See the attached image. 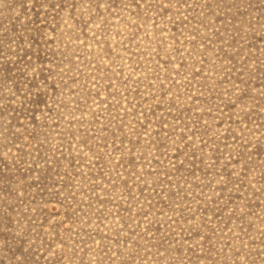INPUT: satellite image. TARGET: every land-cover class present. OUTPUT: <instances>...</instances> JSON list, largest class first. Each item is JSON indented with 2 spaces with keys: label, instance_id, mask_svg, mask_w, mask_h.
<instances>
[{
  "label": "rangeland",
  "instance_id": "1",
  "mask_svg": "<svg viewBox=\"0 0 264 264\" xmlns=\"http://www.w3.org/2000/svg\"><path fill=\"white\" fill-rule=\"evenodd\" d=\"M0 264H264V0H0Z\"/></svg>",
  "mask_w": 264,
  "mask_h": 264
}]
</instances>
